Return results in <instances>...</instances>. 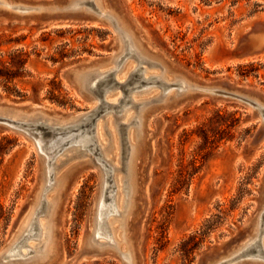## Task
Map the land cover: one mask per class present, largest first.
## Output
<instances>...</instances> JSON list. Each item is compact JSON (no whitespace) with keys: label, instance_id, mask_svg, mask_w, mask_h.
<instances>
[{"label":"rangeland","instance_id":"obj_1","mask_svg":"<svg viewBox=\"0 0 264 264\" xmlns=\"http://www.w3.org/2000/svg\"><path fill=\"white\" fill-rule=\"evenodd\" d=\"M7 1L29 9L0 8V110L16 107L28 111L40 106L47 117L34 123L0 112V117L21 124L0 123V250L13 241L18 223L44 184L43 172L52 170L62 154L66 164L57 178L72 166L79 167L69 179L74 188L61 195V208L56 212L60 252L51 264H124L115 251L89 259L77 255L97 218L95 205L102 187H107L104 205L116 200L120 213L116 220H109L113 240L132 264H264L252 260L259 248L243 250L253 240L257 247L264 243L255 239L259 229L264 231V113L252 104L264 111V57L253 58L247 51L249 40L264 28V0H96L99 8L102 5L115 19L119 15L131 25L135 39L163 58L174 75L166 71V87L143 95L133 94L152 86L149 74L160 70H147L146 63L132 59L119 75L110 72L96 80L93 94L80 91L66 74L77 63L96 62L120 52L121 41L110 24L80 11L36 10L64 8L74 0ZM126 56H121L120 64ZM18 67V76L6 79ZM179 80L191 86H229L249 96V102L219 89L215 93L200 89L181 93ZM169 91L178 94L176 107H149L151 117L140 130L146 147L136 172L142 185L129 196L138 215L131 216L124 212L123 167L129 157L128 145L139 143L130 124L138 108L126 113L125 109L130 107L129 99ZM73 117L64 126L47 120ZM44 126L55 130V135L41 128ZM77 126L82 129L74 128ZM59 130L66 134L60 135ZM107 130L119 149L112 148L104 156L100 144L111 142ZM72 135L75 137L67 141ZM85 136L93 144L72 158L83 150L74 147V142ZM35 137L45 141L60 138V143H67L47 162L44 151L35 147ZM116 168L118 172L113 170ZM53 177L54 170L50 182ZM54 195V191L48 193L47 199ZM43 207L42 202L40 211ZM33 233L37 237L36 229ZM98 241L104 243L105 239Z\"/></svg>","mask_w":264,"mask_h":264},{"label":"bare ground","instance_id":"obj_2","mask_svg":"<svg viewBox=\"0 0 264 264\" xmlns=\"http://www.w3.org/2000/svg\"><path fill=\"white\" fill-rule=\"evenodd\" d=\"M97 3L98 2L96 0H76V1L74 0V1H71L64 8H58L57 9L54 6L45 7V8H43V7L36 8V10H38V11L46 10L49 12H54L56 10H59V11H80L84 15L85 14L90 15L91 17H93L95 19H98L100 21H104V22L110 24L113 27L117 36L119 37V39L121 41V49H120L119 53L113 54V55H111L105 59H100V60L93 62L91 64H86L84 66H81L80 68H74L72 70V76H71L72 81L74 83H76V85L79 87V90L80 91L81 90L86 91L89 94H93L92 89H93V87H95V85L97 84V81H99V79L106 78V76L110 72H117L118 73L117 75H119L124 70V66L126 65V63L129 59H132L134 62L138 61L139 63H146L148 65L147 70L148 69H159L160 70L159 74H155V73L149 74V76H152L150 79L151 81L149 82L152 86H150L149 88L141 89L140 91H136L133 95H135V94L136 95H143V94L149 93L150 91H152L154 89L157 90L160 87L165 88L166 86L164 85L163 81L164 80L167 81V79L164 77V73L166 71H168L171 74V71L167 68L168 64H166L164 62L165 60H162L163 58L162 59L158 58L157 55L151 53L148 50L149 48L147 49L138 39H135V36L132 34L131 29L129 27L131 25L128 26V24L125 22V20L123 18H121L118 15L117 16L118 18L115 19V17H113L112 15H110L109 13H107L105 11L106 9L103 8L102 5H100V7L102 9H104V11L101 8H99ZM0 8H7V9H11V10L12 9H17V10H20V9L28 10L29 9V8L15 6L14 4L9 3L7 0H0ZM247 51L250 54V56L253 58L257 59V58H263L264 57V28L261 29L260 34H258L255 37H252L249 40V45H248ZM120 53H121L122 57L124 55L128 54V56H126L127 58L122 62V64H120L121 59H122L121 56H119ZM110 64H113V66L111 68H108V69L103 70V71H98L100 68H104ZM130 66H131V64H129L127 69ZM131 70H133V67L129 71H131ZM134 70H135V68H134ZM129 71L127 74L130 73ZM133 71H131L132 74H133ZM131 76L134 77V75H131ZM136 76H137V73H136ZM172 76H174V75H172ZM127 80H129V78ZM130 81H131V79H130ZM146 82H148V81H146ZM111 84H113V83H111ZM178 84L180 85L179 86L180 92L185 93V94H188L192 90L198 88V86H191L189 83H187V82L185 83L181 80H179ZM117 87H119V86H117ZM137 88H140V87L138 86ZM170 93H171V91L166 92L163 95L157 93L154 96L146 98V99H141V100L129 99L128 100L130 107L125 109V113L130 109L134 110V109H136V107L138 108V110L137 109L134 110V115H133L134 119H132V120L129 119L131 121V122L130 121L129 122H130V124H132L131 126L136 129L135 135H136L137 141H139V143L135 147L133 145H130V144L128 145L129 157L127 160H125L126 162H124L125 164L123 167V171H124V173L126 172V176H127V177L125 176V182L123 185V190H124L125 199H126L125 200V206H124L125 207L124 208L125 214L129 213V215L131 214V216H137L138 215V211L135 210V207H133V208L131 207V206H134V204H133V200L130 201L129 196L131 194H133V195L136 194V192L138 191V187L142 185V181L141 182L139 181L140 178H137L136 172H137V166L141 163L142 159L144 158V152H145V147H146V145H145V139L146 138H145V135H141L144 133L140 130H142V128L146 127L145 124L150 119L149 116L151 117V115H149V114L152 112H150L149 107H152L153 109H172V108L176 107L177 102H178V98H177L178 94L177 95L176 94L170 95ZM118 103H120V102H118ZM122 103H124V102H122ZM122 103H120V104H122ZM126 104H127V102H126ZM115 105L116 104H113L112 106H115ZM103 106H105V104ZM112 106H110V109ZM120 106L121 105H119V107ZM36 107H38V108H36ZM146 108H147V111L146 110L142 111L143 109H146ZM11 109L12 110H9L8 108H6L3 111L0 110V112H2L3 115L5 114V116L8 113H10L16 118H19L21 120H23V118H24V119H26V121H31L34 123H36L39 120H43L45 118V116L47 117V114L42 110V108L40 106L31 107V109L28 111H24L23 109L16 108V107L11 108ZM89 113L87 114L88 116H90ZM96 113H98V111ZM141 116H142V118H141ZM74 118L75 117L70 118V119H66V120H60V119L53 118V119H47V120L52 121V123H54V122L63 123V126H64L65 123H67L68 121H70ZM91 125H93V124H91ZM89 126H90V124H89ZM96 129H97V124L95 127V135L97 136V130ZM59 132H60V130H59ZM106 132L108 134V137H111V142L108 141V145H105V146H103L99 143L101 146V149H100L102 151L101 153H103L102 155H104V156H106L107 152L111 151L112 148H113V150L119 149L117 147V144H116L114 137L112 138L110 130L109 131L107 130ZM54 133L50 132L51 136ZM88 133H89V131H88ZM50 134H49V137H50ZM37 135L39 136V134H37ZM32 136H33V134H32ZM67 136H69V134ZM121 136H123V135H121ZM36 137L34 139L36 149L40 152L44 151L46 156L44 155V153H43V155L45 157H47L46 158L47 162L50 161L55 155L54 152L62 146V145H60L62 143V142L60 143V141H59L60 138L59 139L56 138V140L45 141V140H43L42 137H39V138H36ZM91 137H86V136L81 137L79 140L74 142V147H79L80 149H83V150L76 151V154L74 153V155L71 156L72 158L74 156H77V155L81 156L82 155L81 151L83 152L87 147H89L91 144H93ZM141 137H142V140H141ZM53 138H54V136H53ZM120 138H123V137H120ZM123 139H126V137ZM69 141H71V140H69ZM97 141H98V139H97ZM125 143H126V141H125ZM121 145H123V144H121ZM67 146H65V147H67ZM69 148H72V147H69ZM69 148H67V149H69ZM67 149H65L63 151H66ZM61 157H62V154H60L58 156V158L56 157L58 164L55 165V167L52 169V170H54L53 181L50 182V179H49V176H51V171H52V170H50L51 168H49V172H43V177L45 180L44 184L40 185L38 192L35 195L34 202L30 205L29 209H27V213L23 216V218L21 219V222L18 223L17 232H16V235H15L13 241H11V243L9 245L4 247L5 248L4 251H6L7 254H13V253L19 251L21 254L25 255L24 249H27L28 251L31 252V254H29L28 258H30V261L32 264H51L56 259L55 257H57V255L59 254V252H60L59 247L56 246V242L58 241V234L56 233V231L58 230L57 213L56 212L62 203L61 201L63 199L65 192L66 191L68 192L69 190H72L74 188V184H72L70 187L69 179H71L72 174L79 167V164H76V165L72 166L71 168H69L67 171H65L60 177L57 178L56 175H57L58 171L61 169V167H63L66 164V163H64L65 161L64 162L61 161ZM93 157H94V155H93ZM67 159L69 160L71 158H67ZM121 159L122 158L120 157V160ZM104 161H105V159H104ZM52 164H53V162H52ZM107 164H108V162H107ZM105 168H107V167H105ZM113 170L115 172H118L117 168L113 169ZM47 171H48V169H47ZM108 177H110V176H108ZM47 183L49 184V186H48L49 189H46L47 186L45 184H47ZM104 185H106V184H104ZM104 189H105V187H104ZM104 189H103V187L101 188L99 199L95 205L97 207V214H96L97 218L94 221L93 228L91 227V231L88 233L87 236H85L84 241H83L81 248L79 249L77 255L79 256L80 259H86V258L89 259V258L98 257L99 255H101V253H103L105 251H115L121 257V260L124 262V264H132L130 258L128 259V256L126 255V253L119 252V249H118L117 245H115V241L113 240L112 230L110 228L109 220L111 218L113 220H116L118 218L117 214H120V213H118V211L116 210V200L114 201V203L112 202L111 204H107V206L104 205V201H103V197H102ZM52 191L55 192V195L52 196L50 199H47V194L51 193ZM74 191H76V190H74ZM74 191H72V192H74ZM112 191H114V188ZM62 194H63V196L61 198ZM109 195H112V194H109ZM116 196H117V192H116ZM111 198L113 199V197H111ZM42 202L44 204V207H43V210L40 211L39 206L42 204ZM36 216H37L38 220L35 221ZM105 218L108 219L107 223H105ZM33 223L36 225L35 229H36L37 237H34V238L30 237L27 240L22 241L23 235L25 233L27 234V232L29 230L31 231L30 232L31 234L33 233ZM263 232H264L263 230L259 229L258 233L255 236V239H261V240H259L261 242L264 241V233ZM101 238L105 239L104 243L103 242L100 243L98 241ZM34 240L37 241V243L31 245L32 241H34ZM259 241H257V242H259ZM262 243H260L259 246L257 247L256 240H253L243 250L247 251L248 248L251 249L252 247H254L255 249L259 248V249H256V255L252 257V260L264 263V243L263 244ZM243 250H242V252H244ZM243 255H244V253L242 254V257H243Z\"/></svg>","mask_w":264,"mask_h":264},{"label":"water","instance_id":"obj_3","mask_svg":"<svg viewBox=\"0 0 264 264\" xmlns=\"http://www.w3.org/2000/svg\"><path fill=\"white\" fill-rule=\"evenodd\" d=\"M91 63H93V61H85L84 63H77L73 67L67 69L66 70V74L72 76V70L74 68H80L81 66H84L86 64H91ZM202 87L203 88L205 87L206 89L205 88L203 89ZM196 89H200V90H203V91H208V92H211V93H215L217 91V89H219L221 92H223L224 94H227L230 97H233V98L238 99V100H243V101H248L249 102V100H248L249 96H247L245 94H242L240 91H238V90H236L234 88H229V86L226 87V88H223V87H218V84H213V85H206V86L205 85L198 86V88H196ZM250 103H252V102L250 101ZM252 104L255 105V107L260 112L264 113V111L258 105L254 104V103H252ZM87 118L84 121H87L88 120ZM0 123H3V125H10L12 127H20L21 126V124H19V126H16V123L14 121H11L10 119H8L6 117H0ZM41 128H44L45 130H48L49 132H53V133L55 132V130L50 129L47 126L46 127L44 126V127H41ZM74 128L78 129V128H80V126H77V127H74ZM70 130H72V128L69 129V131ZM59 134L60 135L65 134V131L62 130V131H60ZM74 137H75V135H72L69 138V140H72ZM66 143H67V141L64 142V143H61L60 145H64ZM94 152H95V150H94ZM106 189H107V187H105V189H104L103 196H104V193H105ZM105 199L106 198L104 196L103 197V201ZM34 227H35V224L33 223V230L35 229ZM30 232L31 231L29 230L27 232V234L23 236L22 241L34 236V233L31 234ZM6 246H7V244L4 247H6ZM4 247H3V249L0 250V264H32L31 261H30V258H28L29 254L31 253L30 251H27V253H25V255L21 254L19 251L15 252L13 254H7V252L4 251L5 250Z\"/></svg>","mask_w":264,"mask_h":264},{"label":"trees","instance_id":"obj_4","mask_svg":"<svg viewBox=\"0 0 264 264\" xmlns=\"http://www.w3.org/2000/svg\"><path fill=\"white\" fill-rule=\"evenodd\" d=\"M20 66H22V65H20ZM19 68H21V67H18L17 72L13 76L6 75V79H12L14 76H18L17 74H18Z\"/></svg>","mask_w":264,"mask_h":264}]
</instances>
